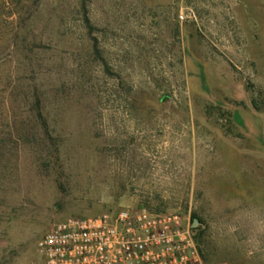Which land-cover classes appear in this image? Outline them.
Returning a JSON list of instances; mask_svg holds the SVG:
<instances>
[{"label":"rangeland","instance_id":"1","mask_svg":"<svg viewBox=\"0 0 264 264\" xmlns=\"http://www.w3.org/2000/svg\"><path fill=\"white\" fill-rule=\"evenodd\" d=\"M249 134L264 143V0H0V264L140 206L188 218L205 264H264V161L222 141Z\"/></svg>","mask_w":264,"mask_h":264},{"label":"built area","instance_id":"2","mask_svg":"<svg viewBox=\"0 0 264 264\" xmlns=\"http://www.w3.org/2000/svg\"><path fill=\"white\" fill-rule=\"evenodd\" d=\"M36 248L37 264H205L188 218L142 206L54 223Z\"/></svg>","mask_w":264,"mask_h":264},{"label":"trees","instance_id":"3","mask_svg":"<svg viewBox=\"0 0 264 264\" xmlns=\"http://www.w3.org/2000/svg\"><path fill=\"white\" fill-rule=\"evenodd\" d=\"M188 59L191 60V63L193 65L194 70L192 72H189V76L194 80L196 84L197 91L199 93L208 94L209 93V85L207 83L204 67L197 59L193 58L190 54H188ZM218 105H221L218 103ZM254 109H257L256 106H254ZM230 121L238 128H240L242 131L246 132V125L244 123L243 119V113L238 110L234 109L229 114ZM252 141V147L251 148H245L240 149L238 146H236L231 140H229L226 137H222V141L229 147L236 149L240 153L248 154V156H252V159H256L257 161H264V143L255 144L256 141L254 140L253 136L249 134ZM256 145V147H255ZM247 156V155H246ZM247 156V157H248ZM200 251V250H199ZM201 253V252H200ZM202 256V254H201Z\"/></svg>","mask_w":264,"mask_h":264},{"label":"water","instance_id":"4","mask_svg":"<svg viewBox=\"0 0 264 264\" xmlns=\"http://www.w3.org/2000/svg\"><path fill=\"white\" fill-rule=\"evenodd\" d=\"M194 223L196 224L197 222L195 221Z\"/></svg>","mask_w":264,"mask_h":264}]
</instances>
